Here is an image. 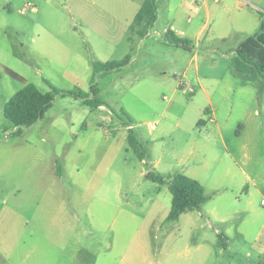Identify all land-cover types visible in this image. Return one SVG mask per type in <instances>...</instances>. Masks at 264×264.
Returning <instances> with one entry per match:
<instances>
[{
	"label": "rangeland",
	"instance_id": "obj_1",
	"mask_svg": "<svg viewBox=\"0 0 264 264\" xmlns=\"http://www.w3.org/2000/svg\"><path fill=\"white\" fill-rule=\"evenodd\" d=\"M99 2L0 0V264H88L97 252L105 255L98 264H232L230 255L219 254L223 237L197 212L166 220L173 194L167 184L147 179L146 174L168 177L184 168L198 177L209 194L231 183L235 189V179L225 173L235 167L231 155L239 158L246 148L243 137L236 134L241 122L228 116L227 110L244 103L255 116V110L261 109L252 98L258 86L251 83L243 88V76L233 69L228 75L236 85L226 95L206 84L227 143L213 124L215 138L179 143L180 112L186 107L195 115L209 102L201 91L196 97L188 88L176 91L175 74L180 77L190 63L189 78L196 64L202 72L212 66L217 67L214 72L221 71V52L210 54L196 47L199 58L192 62L191 52L180 50V71L172 74L162 71L161 75L160 67L146 69L137 63L95 74V61L119 60L131 50L118 20L114 21L115 40L107 37L113 22L103 17L107 13ZM252 4L264 12V0ZM209 25L204 46L236 44L235 35L225 42L219 38L211 42L208 34H222L229 25L214 19ZM246 29L251 34L254 27ZM44 32L61 35L71 48L67 65L47 56H56L59 49L43 38L37 40V34ZM29 82L44 92L54 85L86 96L93 95L91 86L96 84L104 105L93 109L81 99L59 95L42 119L16 134L18 128L6 119L4 106ZM130 126L148 147L144 161L129 145ZM225 192L223 200L231 196L230 190ZM219 199L205 207H223L233 230L240 217L238 204L231 199L221 205ZM237 240L233 238L235 245ZM105 248L111 249L104 252Z\"/></svg>",
	"mask_w": 264,
	"mask_h": 264
},
{
	"label": "crops",
	"instance_id": "obj_2",
	"mask_svg": "<svg viewBox=\"0 0 264 264\" xmlns=\"http://www.w3.org/2000/svg\"><path fill=\"white\" fill-rule=\"evenodd\" d=\"M79 1L82 2L84 0ZM93 1H97L98 3L102 1L103 6H101V9L107 13L103 17L107 16L113 22L111 26L112 31L107 32L110 35L107 37H111L112 41L115 40V36L117 35L114 21L118 20L122 23L123 38L131 48L128 53L131 55V61L124 68L137 63L141 68L145 67L146 69H149L150 66L160 67L162 69L160 70L161 75L163 74L162 71H164V74H172L180 71L178 66L181 57L180 50L191 52L193 55L192 62L194 60L197 61L199 58L200 52L196 51V47L206 50L210 54L221 52L220 66L224 65L221 71L214 72V69L217 67L212 66L214 68H209L207 72H202L201 66L196 64L194 76L189 78L193 65L190 63L182 68L183 74L180 77L185 79L193 89L191 94H196V97L200 91L205 93L209 106H204V104L195 115H191L190 112L188 113L187 109L185 110L186 107L183 108V111L179 115L178 126L180 132L177 138L179 143H201V140L204 138L213 139L215 135L213 129L210 128L211 124H213L214 130L219 132L221 141L227 143L223 126L220 122V112L214 105L209 94L210 88L206 84H213L218 89H222L223 95L226 93L225 91L234 89L236 84L233 83V79L228 74L230 73L229 70L233 69L234 72L236 71L234 68L237 57L236 49L250 36L258 33L262 25V19L259 14L260 9H258V6L252 4L253 0H250V3L246 0H220L219 2L213 0H156L158 19L154 27L144 36L132 33L130 25L145 0ZM256 3L259 4L258 1ZM85 17H87V14L82 15V18L85 19ZM212 19L214 21L222 20L226 22L229 25V29L217 36L212 33L208 34V39L214 42L216 38H219L225 42L227 37L235 35L237 37L236 44L227 48H221L209 42H207L209 43L208 45H203V42L207 39V35L205 34H207ZM249 26L254 27L251 34H247L246 28ZM191 28H194L193 33L190 31ZM139 29H142V27ZM168 29L173 30L181 37L192 38V40L193 38L196 39V44L194 42L195 48L189 51L165 42L164 34ZM74 32L81 33L80 30L75 29ZM58 35L55 36L52 33L44 32L43 35L38 33L36 38L37 40L43 38V42H49L50 45L52 44L58 48L59 52L56 56L46 55L54 58V60H58L62 65H67V62L70 60L69 54L71 53V48L61 40V35ZM175 75L178 87L176 91L185 90L186 88L179 87L180 77L178 74ZM193 83H196V87L199 89H196ZM241 83L243 88L251 83L258 86V90L253 94L252 98L259 105L261 104V109L257 108L255 116L252 117L244 103L240 104L239 108H233L234 105L232 104L231 110H227L228 116L235 117L237 122H241L236 134L238 137H243V146L246 148V153L239 158L230 154L234 160L235 167L231 166L225 173L226 176L235 179L237 187L235 189L232 188L233 184L231 183V185L209 194L205 185H203L208 200L202 204L201 210L187 211L182 213L180 217L188 212H197V217L199 216L200 219L203 217L206 221L208 220L209 224L216 228V233L223 237L221 239L222 246L218 250L219 254L226 253L228 256L230 255L232 264H264V82H246L243 79ZM125 113L127 112L125 111ZM106 114L109 115L108 113ZM130 127L132 128V126ZM154 128L155 126L152 125V130ZM234 140V137H232L231 141L234 142ZM193 146L194 144L190 148L192 149ZM251 151L252 155L250 156L249 153ZM179 172L199 180L194 174L186 173L184 168ZM195 172V170L194 172L191 171V173ZM201 184L203 183L201 182ZM228 190L231 191V196L223 200L222 196ZM218 198H220L219 204L221 205H225L231 199H234L238 204L236 212L240 217H238L239 222L236 224L235 229L232 230L227 216L222 214L224 212L223 207L220 210L219 207L217 208V205H213L212 208L205 207L212 199L216 202ZM221 223H224V225L221 226ZM222 228L224 231L221 230ZM235 237L238 238L236 245L233 243V238ZM110 249L105 248L104 252ZM101 253H95V260L88 264H98L100 258L105 256L104 253ZM106 254L110 255L109 253Z\"/></svg>",
	"mask_w": 264,
	"mask_h": 264
},
{
	"label": "trees",
	"instance_id": "obj_3",
	"mask_svg": "<svg viewBox=\"0 0 264 264\" xmlns=\"http://www.w3.org/2000/svg\"><path fill=\"white\" fill-rule=\"evenodd\" d=\"M259 14L262 19L260 31L250 36L236 49L237 57L234 68L246 82H264V12H259ZM157 19L158 5L156 0H145L130 25L131 32L144 36L154 27ZM140 27L142 29H139ZM164 40L168 44L189 51L195 48L190 39L177 35L171 29L165 32ZM130 61V54L119 60L95 61L94 72L100 75L108 74L126 67ZM6 71L15 78L25 80L22 75L10 68H6ZM91 92L92 96H86L81 92L63 90L54 85H51V91L44 92L36 84L29 82L15 92L5 103L4 115L18 128L16 134H19L23 128H28L42 119L59 95L81 99L83 104L93 109L103 106L104 102L98 97L99 92L96 84L91 86ZM122 112L125 113L124 110ZM128 142L141 160L147 159L148 147L139 140L133 128H130ZM146 178L161 184H168L173 194L172 208L166 218L167 221L177 220L182 213L187 211L201 210L202 204L208 200L203 184L179 171L170 174L168 177L149 172L146 174Z\"/></svg>",
	"mask_w": 264,
	"mask_h": 264
},
{
	"label": "built area",
	"instance_id": "obj_4",
	"mask_svg": "<svg viewBox=\"0 0 264 264\" xmlns=\"http://www.w3.org/2000/svg\"><path fill=\"white\" fill-rule=\"evenodd\" d=\"M213 1L219 2L220 0H213ZM246 1L250 3V0H246ZM29 5H30V3H29ZM23 12H25V10H23ZM179 82L181 85L186 86L185 88H188L189 90H191V92L193 91V89L189 86V83L187 81H185V79H183L182 77L179 78ZM165 98H166V96H165Z\"/></svg>",
	"mask_w": 264,
	"mask_h": 264
}]
</instances>
